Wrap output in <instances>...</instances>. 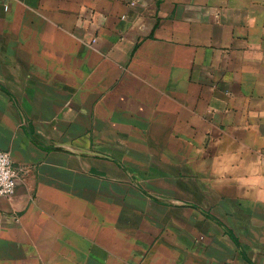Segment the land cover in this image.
I'll return each mask as SVG.
<instances>
[{
    "label": "crops",
    "instance_id": "obj_1",
    "mask_svg": "<svg viewBox=\"0 0 264 264\" xmlns=\"http://www.w3.org/2000/svg\"><path fill=\"white\" fill-rule=\"evenodd\" d=\"M225 147L264 157V0H0V264H264Z\"/></svg>",
    "mask_w": 264,
    "mask_h": 264
},
{
    "label": "clouds",
    "instance_id": "obj_2",
    "mask_svg": "<svg viewBox=\"0 0 264 264\" xmlns=\"http://www.w3.org/2000/svg\"><path fill=\"white\" fill-rule=\"evenodd\" d=\"M243 154L242 147H225L213 156L211 162L201 161V167H209L210 175L217 183L230 178L239 187L248 190L245 195H252L257 202H264V157L246 161L242 158ZM6 163V160H0V166ZM7 175L5 172L3 181L6 187H10Z\"/></svg>",
    "mask_w": 264,
    "mask_h": 264
},
{
    "label": "built area",
    "instance_id": "obj_3",
    "mask_svg": "<svg viewBox=\"0 0 264 264\" xmlns=\"http://www.w3.org/2000/svg\"><path fill=\"white\" fill-rule=\"evenodd\" d=\"M0 160H6L7 163L0 166V197L11 198L16 191V183L18 178V173L13 167L12 160L8 152L0 150ZM5 172H7V184L10 187H6L3 177Z\"/></svg>",
    "mask_w": 264,
    "mask_h": 264
}]
</instances>
